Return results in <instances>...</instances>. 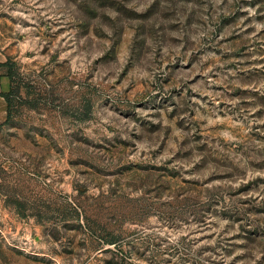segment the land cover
<instances>
[{
  "label": "rangeland",
  "instance_id": "1",
  "mask_svg": "<svg viewBox=\"0 0 264 264\" xmlns=\"http://www.w3.org/2000/svg\"><path fill=\"white\" fill-rule=\"evenodd\" d=\"M0 264H264V0H0Z\"/></svg>",
  "mask_w": 264,
  "mask_h": 264
},
{
  "label": "crops",
  "instance_id": "2",
  "mask_svg": "<svg viewBox=\"0 0 264 264\" xmlns=\"http://www.w3.org/2000/svg\"><path fill=\"white\" fill-rule=\"evenodd\" d=\"M8 80L6 76L0 79V123L3 122L8 117L9 103L5 96L7 92Z\"/></svg>",
  "mask_w": 264,
  "mask_h": 264
},
{
  "label": "trees",
  "instance_id": "3",
  "mask_svg": "<svg viewBox=\"0 0 264 264\" xmlns=\"http://www.w3.org/2000/svg\"><path fill=\"white\" fill-rule=\"evenodd\" d=\"M5 96L7 98L8 103H9L8 115H10V112H11V109H10V96L7 93H5Z\"/></svg>",
  "mask_w": 264,
  "mask_h": 264
}]
</instances>
